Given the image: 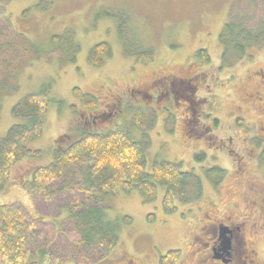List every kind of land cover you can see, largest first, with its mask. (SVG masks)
Here are the masks:
<instances>
[{
    "label": "rangeland",
    "instance_id": "374dc122",
    "mask_svg": "<svg viewBox=\"0 0 264 264\" xmlns=\"http://www.w3.org/2000/svg\"><path fill=\"white\" fill-rule=\"evenodd\" d=\"M251 1H9L5 9L14 30L43 54L24 67L19 89L4 99L0 138L16 122L13 104L44 85L51 87L44 133L29 144L41 155L13 167L7 186L0 189V202L31 208V196L19 184L26 172L50 161L57 144L75 141L83 129L113 128L149 143L147 171L155 161L179 163L201 179L202 190L190 181L187 202L175 201L176 209L167 212L164 185H158L152 202L138 189H116L105 198L107 218L128 215L133 222L122 225L117 245L94 264H131V259L153 264L156 252L183 246L192 223L208 220V212L217 218L259 221L255 203L264 194V168L258 171L255 153L264 149V44L253 43L244 55L230 48L224 58L219 41L224 24L237 15L247 12L245 24L250 28L264 19V0ZM99 12L104 15L97 17ZM54 35L62 37L57 44L51 40ZM103 41L111 45L112 56L95 67L88 54ZM148 49L153 50V60L143 62L138 55ZM201 49L207 50L210 61L196 56ZM75 87L95 95L98 107L84 109L73 94ZM183 90L192 99L182 100ZM206 127L209 132L202 134ZM240 165H246L247 172ZM212 167L226 170L218 186L206 177ZM258 221L256 227L248 223V237L249 231L263 230Z\"/></svg>",
    "mask_w": 264,
    "mask_h": 264
},
{
    "label": "trees",
    "instance_id": "16d2710c",
    "mask_svg": "<svg viewBox=\"0 0 264 264\" xmlns=\"http://www.w3.org/2000/svg\"><path fill=\"white\" fill-rule=\"evenodd\" d=\"M9 1L0 0V111L4 99L19 89L24 67L43 54L35 43L14 30L5 9ZM28 12L25 10L24 14ZM245 14L230 19L220 32L224 58L230 48L244 55L253 43L264 44V19L250 28L245 24ZM102 15L99 12L97 17ZM61 39L54 35L51 40L57 44ZM111 56V45L99 42L90 50L88 62L101 67ZM138 56L148 62L153 60L154 53L148 49ZM196 56L210 61L205 49L197 51ZM23 58H27L25 62ZM50 85L25 95L12 106L16 122L0 138V189L7 186L19 161L41 155V150L29 144L44 133ZM73 94L84 109L95 110L99 105L95 95L79 87L73 89ZM71 108L74 110L75 106ZM148 145L144 140H133L122 129L113 128L104 132L83 129L75 141L57 144L50 161L33 167L19 180L29 192L33 206L0 202V264H65L70 260L76 264L97 263L119 242L122 225L133 222L128 215L107 218L109 206L105 198L116 189H138L145 201L152 202L158 196V185H164L167 212L176 209L175 201L187 202L190 181L197 183L201 192V179L182 170L179 163L155 161L147 171ZM225 174L226 170L220 167L206 170L207 179L215 186Z\"/></svg>",
    "mask_w": 264,
    "mask_h": 264
},
{
    "label": "flooded vegetation",
    "instance_id": "af4514ba",
    "mask_svg": "<svg viewBox=\"0 0 264 264\" xmlns=\"http://www.w3.org/2000/svg\"><path fill=\"white\" fill-rule=\"evenodd\" d=\"M195 90L196 87L191 90L192 93ZM180 97L182 100L192 99L186 90L180 93ZM204 132H209V128H202L201 133L204 134ZM208 140L213 144V136L208 137ZM255 156L258 171L262 170L264 149H261L258 154L255 153ZM240 162L243 163L242 160ZM241 167L247 172L246 165ZM255 204L260 211L259 221L250 220L249 217L241 221L232 220L231 217L217 218L208 212V220L192 223L194 229L187 234L183 246L166 250L164 253L156 252L153 255V264H264V194L259 195V202ZM257 221L263 223V230L258 228L255 232L249 231L251 236L248 237V223L251 222L255 226ZM221 229H226L225 234L221 232ZM130 262L141 264L136 259H131ZM144 262L149 264L150 261L145 260Z\"/></svg>",
    "mask_w": 264,
    "mask_h": 264
},
{
    "label": "water",
    "instance_id": "95a60500",
    "mask_svg": "<svg viewBox=\"0 0 264 264\" xmlns=\"http://www.w3.org/2000/svg\"><path fill=\"white\" fill-rule=\"evenodd\" d=\"M221 230H222L221 232H222L223 234H225L226 229H225V230H224V229H221ZM226 245L228 246V242H226Z\"/></svg>",
    "mask_w": 264,
    "mask_h": 264
}]
</instances>
